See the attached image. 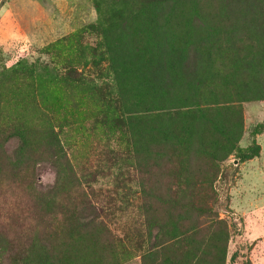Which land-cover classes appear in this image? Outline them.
I'll use <instances>...</instances> for the list:
<instances>
[{"label": "rangeland", "instance_id": "obj_1", "mask_svg": "<svg viewBox=\"0 0 264 264\" xmlns=\"http://www.w3.org/2000/svg\"><path fill=\"white\" fill-rule=\"evenodd\" d=\"M97 1L0 0V264H38L42 258L46 264H264V0H193L194 13L189 11L190 0H185L168 16L163 14L167 3L124 2V17L132 27L145 23L164 28L175 35L173 41L178 32L188 39L205 27L217 43L228 37L233 42L222 52V66L217 54L213 76L206 73L209 83L200 89L201 96L191 93L187 84L170 83L180 80L167 70L160 75L169 80L172 99L165 100L157 86L153 95L148 93L156 109H164L158 112L162 123H170L173 131L182 118L183 126L178 127L196 122L217 136V127L224 125L219 124L221 107L239 115L230 154L217 163L207 162L200 150L188 158L189 169L203 166L207 174L213 173L209 166L214 169L205 191L182 183H200L207 179L205 172L179 179L164 172L187 159L177 146L178 136L168 141L170 137L155 134L147 156L144 145L133 149L125 121L141 113L116 108L124 103L118 84L142 80L150 69L145 61L155 59L133 58L132 80H119L120 70L111 72L97 29L98 24H115L118 19ZM139 7L146 14H136ZM186 44L195 46L197 39L191 37ZM238 57L249 61L253 72L261 70L255 87L249 71L242 76L246 84L232 71L228 59ZM128 58L123 54L121 63ZM29 65L37 73L44 68L56 79L52 76L38 92L37 84L31 85L22 74ZM67 67L69 78L57 79L68 73ZM187 109L192 110L190 117L175 114ZM254 128L258 132L252 133ZM19 132L22 141L16 136ZM57 143L59 148L53 146ZM251 145L258 147L256 156L239 161L238 151ZM57 154L60 161L55 166L52 159ZM192 202L206 209L203 216L194 215ZM176 213L180 218L170 217ZM174 223L179 233L172 238L168 231ZM219 249L224 250L223 260ZM186 250L198 256L194 262L180 258Z\"/></svg>", "mask_w": 264, "mask_h": 264}, {"label": "trees", "instance_id": "obj_2", "mask_svg": "<svg viewBox=\"0 0 264 264\" xmlns=\"http://www.w3.org/2000/svg\"><path fill=\"white\" fill-rule=\"evenodd\" d=\"M119 1H123V0H98L97 1L99 4L102 5L104 10L108 11L109 15L111 16L113 20L118 19L117 22L115 21V24L114 22L110 24H103V25L98 24V27H97L98 31L101 34V44H102V47L104 48V53L106 56H108L107 60H109L112 65L111 72L114 74L113 69H119L120 71L117 73V76H116L119 80L121 81L132 80L130 77L131 68H135L132 65L133 58L136 57L140 60L143 57H147V58L154 57L155 59V60L148 59L149 61H145V64L149 65L150 69L146 71L144 75L141 76L142 80H139V78H137L132 83H119L118 84V87H119L118 91L121 94L122 98L124 99V103L122 104L120 102L121 104L117 106L116 108L120 107L122 109L128 110L129 113H141L139 116L128 115L125 121L126 132L133 139L132 141L133 149L138 147L140 144L144 145L143 152L147 156L149 154L148 143L149 145H151L150 141H153V142L156 141L154 138L155 134L170 137L169 139H167L168 141L169 140L171 141V139L176 138L178 136L177 146L181 147V149L183 150L181 151V153L185 154L187 159L180 163V167L178 166L171 167V168L166 169L164 172H167L168 175H170L171 177H176L177 179H179L181 176H188V177L201 176L200 174H202L203 172L206 173V170L202 172L201 169H203V166L198 167V168H195L193 166L194 169H189L190 164L188 162V158L191 157V154L197 153V150L198 151L200 150L202 151L200 152V154L203 155L204 158H206L207 162L217 163V161L223 159L226 155L230 154V151L234 149V147L230 145L231 144L230 138L232 135H236L235 134L236 131L239 130V126H240L239 115H233L229 113V109H230L229 107H221L219 111V115L221 116L222 120L219 124L224 123V125H221L222 126L221 128L219 126L217 127V130L221 132V133H217L218 134L217 136H214V131L212 133L211 132L208 133L206 130L204 131L196 122L193 124V123H190L189 121V123L187 124V128L178 127V124L179 126H183L182 118H179V117L178 118L181 121L176 124L177 130L173 131L171 129L172 126L170 123L168 124L162 123L158 112L164 109H156V103L152 102V99H149L150 97H152L149 94L150 92H152V95H153V91L155 90L157 86L159 90L158 92L165 97V100L172 99V97L170 96V89H171L170 83H173L177 87H180L182 84L184 87L187 84V87L190 88L191 93L198 94L201 96V94L199 93L200 89L203 87V85H207L209 83V79L207 78L206 73L210 77L213 76L211 71L213 70L214 64L217 63V61L219 60L217 54L220 53L221 58L219 60V64L221 65L219 66H222L224 62L222 61V59H224L222 57V52H226L231 47H233V42L229 41V37H228L227 42L217 43V40H213L212 38H210L212 36V33L207 31L208 28H205V27L197 28V32L191 36V37H194L195 40L197 39V44L195 46L192 44H186V40H189L191 38V37L188 38L189 33H187L188 39H181L180 33L178 32L177 40L173 41L170 38L175 37V35H173L172 33H169L164 28H149L145 23H143L145 27H143L141 24H135L134 27H132L133 26L132 24L134 23L133 22L131 23L129 21V18L124 17L125 11L127 9L124 4L125 0L120 5H119ZM181 1L185 2V0H173V1L172 0H152V2H162L164 4L166 3L169 4L168 7L166 8V13H163L164 16L171 15L172 7L176 6ZM189 2H190L189 11L192 13L196 12L197 4H195L193 0H190ZM130 12L131 11H129V14ZM135 12L136 14H146L142 7H139L138 9L136 8ZM153 15H155V12L153 13ZM131 16L132 15L130 14L129 17ZM122 17H124L126 21L129 23L124 21ZM122 28H126V31L123 32L121 30ZM129 29L131 30L129 31ZM203 30H204V33H202ZM138 35H142V36L137 37ZM135 37L137 38L134 39ZM208 38L212 40V43L210 44L206 43L205 40ZM149 40H152L154 44L152 45ZM178 40L180 42H178ZM148 47L149 49H147ZM148 50H151V52ZM158 52L163 53V55H161ZM192 52L194 53L191 54ZM240 52H241V49L235 50L236 55L239 54ZM196 53L200 54V60H199V62H201L200 64H198V62L195 60V56L197 55ZM123 54L128 55L129 58L127 61H124L121 63V56ZM150 54H154V56H149ZM155 54L159 55L161 58L158 59L157 55L155 56ZM241 59H242L241 57H238L236 59L230 58L228 60H231V61H229L228 63L229 65H231L232 71L237 75V77L243 84H246L247 82L243 81L242 76L249 71L251 74L250 81L254 83V87H255L258 84L257 83L258 78L262 76L261 70H257V72H253L254 69L251 67V65H248L249 61L245 63L246 60L241 61ZM175 65H179L181 67L179 71H175V67H176ZM66 70L68 71V73L66 72L64 75H59L57 79L60 80V79L69 78L71 74V70L69 69V67H67ZM165 70H167L168 73H170V75L179 76L177 80H180V81L169 83V80H167L166 76L160 75L162 71L166 72ZM258 72L260 74H257ZM48 73L49 72L46 71L44 68H41V70H39V72L37 73V70L36 68H34V65H31L29 68H27L24 73L22 72V74L25 76V79H28L31 82L30 83L31 85L37 84L36 86H37L38 92L41 90L40 86L43 85V83L52 82L51 77L53 75L50 73L48 74ZM147 74H150V75L147 76ZM165 78H166V81H164ZM188 78H190L191 80L187 81ZM54 79H56L55 75L53 76V80ZM219 80L221 81L220 78ZM165 83H168V84H165ZM223 84L224 82L221 83V86H224ZM142 85H146V87L143 88ZM235 90L237 94H239L238 90H240V87L239 86L235 87ZM256 90L260 92L259 89H256ZM138 93L142 95L145 94V95L139 97ZM222 97L226 98L227 94L224 93V96ZM108 103L110 104L111 101H109ZM178 103L179 101H177V103L175 104L177 105ZM188 107H191V106H188ZM196 107H199V106L196 105ZM195 110H197V108ZM217 110L218 108L216 109V111ZM191 112H192L191 109H187L183 111L178 110L175 114L177 116L182 115L185 117H190ZM112 114H114V112ZM197 118L198 117H196V119ZM118 123H121V121H119ZM126 123H130L131 126H127ZM22 132H25V131H22ZM256 132H258V129L254 128L252 130V133H256ZM21 133L20 132L17 133L16 136L19 137V139L22 141L23 136ZM202 133L203 135H206V134L207 135L202 136ZM136 135L138 137L137 139L135 138ZM222 136H225L223 137L224 141L221 138ZM220 138H221V141H220ZM227 138H228V141H225ZM53 146H55V148H59L58 143L54 144ZM217 152L222 154V157L217 158L215 155V153ZM257 152H258V147L256 145H251L250 147L246 148L244 151H238L237 158L239 161L242 162L244 160H248L256 156ZM135 154L137 156V151L134 152V155ZM52 160H53L54 165L57 166L60 161V154L55 155ZM144 160H147V159L145 158ZM164 165H162V167ZM209 168L211 171H213V173L203 174L207 176V179L201 181L200 183L190 182L188 180H184L186 182H182V183L185 184L186 187L187 186H190V187L199 186V188L204 191L206 189L208 190L211 186V181L214 176V169L211 166H209ZM57 173H59L58 170H57ZM68 180H69L68 177L65 178V180L61 182L62 185L67 183ZM177 181L178 180H175V182ZM194 192H196V190ZM53 196L56 197L55 193L53 194ZM46 204L48 203L46 202ZM192 205L195 207V209L193 210H197V212L194 214L196 217H200L205 214L206 209L197 208L194 202H192ZM173 216H174V219H177V216L180 218V215H178V213H176V215H171L170 217L172 218ZM177 228L178 227L176 226L175 223L172 224V227L170 229L171 231L170 230L168 231V236L175 238L177 236V233H179L177 231ZM191 230H193V228H191ZM184 232H188V231L185 230ZM182 234L183 233H181V235ZM190 234L193 235L192 232ZM222 236H223V240L226 241L227 234L223 233ZM31 254H32V251L30 252V256ZM218 254L220 256L219 258L223 260L224 250L219 249ZM183 256L185 257L184 258L185 260L187 258H190L192 262H194L193 260L198 257V256L194 257V253H192L189 250L184 251L183 255L180 258H182ZM233 257H234V254L230 256V259H233ZM46 263L47 262L45 261V259L42 258V260L38 264H46ZM25 264H33V260L26 261ZM52 264H56V262ZM244 264H249V263L246 262Z\"/></svg>", "mask_w": 264, "mask_h": 264}]
</instances>
